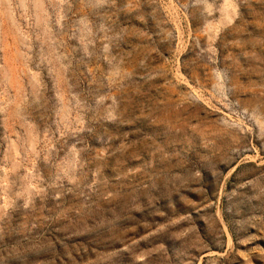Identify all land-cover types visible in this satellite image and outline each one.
Returning a JSON list of instances; mask_svg holds the SVG:
<instances>
[{"label": "rangeland", "instance_id": "rangeland-1", "mask_svg": "<svg viewBox=\"0 0 264 264\" xmlns=\"http://www.w3.org/2000/svg\"><path fill=\"white\" fill-rule=\"evenodd\" d=\"M0 264H264V0H0Z\"/></svg>", "mask_w": 264, "mask_h": 264}]
</instances>
